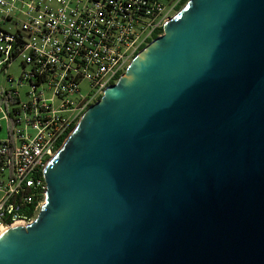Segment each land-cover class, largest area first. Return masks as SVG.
I'll use <instances>...</instances> for the list:
<instances>
[{"label": "water", "instance_id": "obj_1", "mask_svg": "<svg viewBox=\"0 0 264 264\" xmlns=\"http://www.w3.org/2000/svg\"><path fill=\"white\" fill-rule=\"evenodd\" d=\"M44 177L0 264H264V0H188Z\"/></svg>", "mask_w": 264, "mask_h": 264}, {"label": "built area", "instance_id": "obj_2", "mask_svg": "<svg viewBox=\"0 0 264 264\" xmlns=\"http://www.w3.org/2000/svg\"><path fill=\"white\" fill-rule=\"evenodd\" d=\"M179 1L0 0V235L37 216L46 163Z\"/></svg>", "mask_w": 264, "mask_h": 264}, {"label": "rangeland", "instance_id": "obj_3", "mask_svg": "<svg viewBox=\"0 0 264 264\" xmlns=\"http://www.w3.org/2000/svg\"><path fill=\"white\" fill-rule=\"evenodd\" d=\"M165 1H168L169 3H174L176 2V0H165ZM13 68H11V73L15 76V78H18V75L20 73V67H19V62L17 63H14L12 65ZM5 80H6V76L3 74V73H0V86L4 85L5 84ZM7 82V81H6ZM84 87V89L86 88L87 86V83H83L82 85ZM28 89L27 86H23L22 87V92H25L26 90ZM6 124H4V131L3 132H0V138H3V136L6 135Z\"/></svg>", "mask_w": 264, "mask_h": 264}, {"label": "trees", "instance_id": "obj_4", "mask_svg": "<svg viewBox=\"0 0 264 264\" xmlns=\"http://www.w3.org/2000/svg\"><path fill=\"white\" fill-rule=\"evenodd\" d=\"M188 0H180L179 2H178V4L176 5V11H179L185 4H186V2H187ZM157 33H163V29H161L160 31H158ZM156 36H158V34H156L155 36H154V38L156 37Z\"/></svg>", "mask_w": 264, "mask_h": 264}, {"label": "bare ground", "instance_id": "obj_5", "mask_svg": "<svg viewBox=\"0 0 264 264\" xmlns=\"http://www.w3.org/2000/svg\"><path fill=\"white\" fill-rule=\"evenodd\" d=\"M23 226H25V223H24V222H21V221H18V222H16V223L12 226V228H13V227H23Z\"/></svg>", "mask_w": 264, "mask_h": 264}]
</instances>
